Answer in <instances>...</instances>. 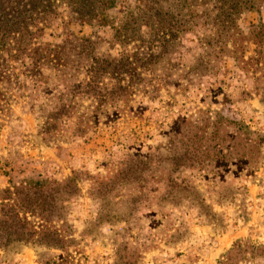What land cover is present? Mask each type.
Segmentation results:
<instances>
[{
    "label": "rangeland",
    "instance_id": "obj_1",
    "mask_svg": "<svg viewBox=\"0 0 264 264\" xmlns=\"http://www.w3.org/2000/svg\"><path fill=\"white\" fill-rule=\"evenodd\" d=\"M126 4L143 5L144 0H126ZM123 9L119 5L114 15L120 17ZM259 22L264 24V4L260 13L243 15L239 26L248 33ZM71 28L84 35L91 32L87 26ZM50 32L44 40L52 39ZM256 42L242 41L240 67L228 57L219 71L210 73L198 61L202 50L196 36L186 35L177 54L164 52L154 70L161 83L159 96L131 99L137 111L117 113L116 124L97 129L88 139H45L38 109L47 113L56 99H42L38 86L19 69H11L17 75L0 81V188L8 175L21 173L58 180L73 177V172L99 173L96 184L80 174L81 192L67 218L72 237L87 256V261L76 264H124L125 249L133 257L130 264H220L238 240L263 247L264 147L253 175L233 184L229 199L217 202L224 183L232 179L223 171L228 133L235 136L245 124L264 136V36ZM76 101L81 103L79 111L90 103ZM178 118L182 119L176 129L179 134L171 143L170 128ZM230 121L235 124L228 127ZM181 143L210 152L205 167L181 172L197 186V194L191 195L205 201L208 222L197 217L196 201L178 205L162 199L164 179L172 170L163 158L179 154ZM243 249L244 258L236 264H264V257L257 254L264 249ZM57 253L39 245L12 243L0 249V264H38L41 257Z\"/></svg>",
    "mask_w": 264,
    "mask_h": 264
},
{
    "label": "trees",
    "instance_id": "obj_2",
    "mask_svg": "<svg viewBox=\"0 0 264 264\" xmlns=\"http://www.w3.org/2000/svg\"><path fill=\"white\" fill-rule=\"evenodd\" d=\"M262 4L264 0H144L143 5H127L126 0H0V81H9L17 75L10 70L19 69L33 86L39 87L38 96L56 99L47 113L38 109L45 139H88L97 129L116 124L117 113L137 111L130 105L131 99L159 96L161 83L154 70L164 52L177 54L186 35L196 36L202 50L198 61L204 71H219L228 57L240 67L244 62L242 41L258 44L257 38L264 36V24L259 22L244 33L239 21L247 13H260ZM119 5L124 9L117 17L113 11ZM73 26H87L91 32L76 33ZM56 29L59 32L55 34ZM48 30L52 37L49 41L44 40ZM76 99L90 103L79 111L81 103ZM180 120L172 122L171 143H176ZM233 124L230 121L228 127ZM238 131L235 136L228 133L223 171L232 179L219 192V203L229 199L227 193H231L233 184L253 175L263 157L264 136L245 124ZM180 148L179 154L163 158L172 170L164 179L162 199L178 205L196 201L197 217L208 222L210 217L203 211L207 208L205 201L191 195L197 194V186L182 178L181 172L205 167L210 152L192 143H181ZM80 174L97 183L99 173L87 170L73 172L67 180L40 174L8 175L7 184L0 188V249L22 243L60 252L41 257L38 264L87 261L67 223L71 204L81 192ZM248 243L236 241L220 264H236L244 258V247L264 249ZM257 254L264 257V252ZM121 258L124 264L133 260L126 249Z\"/></svg>",
    "mask_w": 264,
    "mask_h": 264
}]
</instances>
